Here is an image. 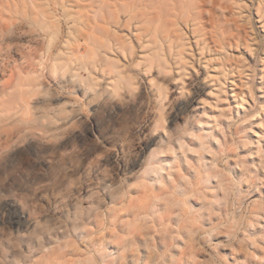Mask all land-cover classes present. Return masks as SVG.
Instances as JSON below:
<instances>
[{"label":"rangeland","instance_id":"rangeland-1","mask_svg":"<svg viewBox=\"0 0 264 264\" xmlns=\"http://www.w3.org/2000/svg\"><path fill=\"white\" fill-rule=\"evenodd\" d=\"M94 5L0 0V264H264L254 9L177 71L144 24L98 36Z\"/></svg>","mask_w":264,"mask_h":264},{"label":"bare ground","instance_id":"bare-ground-1","mask_svg":"<svg viewBox=\"0 0 264 264\" xmlns=\"http://www.w3.org/2000/svg\"><path fill=\"white\" fill-rule=\"evenodd\" d=\"M94 4L93 17L98 36H108L114 28L126 27L133 22L144 24L148 26L146 31L149 39L158 42L160 57L165 63H171L177 71L185 66L186 59L193 58L185 56L193 52V49L203 52L211 49L209 43L224 48L237 45L242 39L247 41L246 29L244 25H239L236 17H243L248 5L254 9L257 21L264 26V0H94ZM64 7L62 14L68 16L70 10ZM40 12L34 14L36 19L42 16L50 21L53 17L52 14L51 18L48 17L45 11ZM81 16L80 13L79 18ZM71 19L73 23L78 21L73 15ZM207 32L212 35L210 42L202 39ZM97 40L100 42L101 38ZM201 57L194 60L199 62L203 59Z\"/></svg>","mask_w":264,"mask_h":264}]
</instances>
